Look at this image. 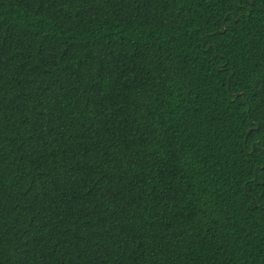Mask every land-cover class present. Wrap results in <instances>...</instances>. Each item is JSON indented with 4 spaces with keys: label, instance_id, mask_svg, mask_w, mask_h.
<instances>
[{
    "label": "trees",
    "instance_id": "1",
    "mask_svg": "<svg viewBox=\"0 0 264 264\" xmlns=\"http://www.w3.org/2000/svg\"><path fill=\"white\" fill-rule=\"evenodd\" d=\"M239 5L0 0L4 264H43L38 250L51 264H264V155L241 143L243 97L261 99L264 0ZM89 225L103 243L77 235ZM24 233L37 245L18 257Z\"/></svg>",
    "mask_w": 264,
    "mask_h": 264
},
{
    "label": "snow or ice",
    "instance_id": "2",
    "mask_svg": "<svg viewBox=\"0 0 264 264\" xmlns=\"http://www.w3.org/2000/svg\"><path fill=\"white\" fill-rule=\"evenodd\" d=\"M247 2H251L254 4L255 0H247ZM236 7H240L239 5V0H236ZM233 15H235V8H233ZM225 19H227V17H225ZM227 30L226 26H222L220 31L221 33L225 32ZM71 51V50H69ZM262 64H264V60L261 61ZM232 76H235V73H231ZM229 87H231V84H229ZM254 92H256V95L259 96L260 99V103L258 108L254 107L253 101H250L248 96L245 95L243 97V101L246 103V107L244 108V112L247 114V117L249 120H252L254 123L252 125L249 126L248 129H246L245 131L247 132V137H245L241 143L244 146V151L248 154L251 155H255L256 153H260L262 155H264V75H262L259 78V87L258 88H253L252 89ZM246 90L245 88H240V92L244 93ZM237 99H239V97H237ZM29 103H31V101H29ZM45 103V98L42 96L40 99V104L41 107L44 106ZM257 111H259V116H257ZM3 129V123L2 121H0V132H2ZM39 131V130H37ZM249 137H251L252 139L249 140ZM256 137H259V139H256ZM82 156L84 157L83 163L85 164V166L91 170L92 168V164L89 163V161H91L92 163L96 162V158L94 156L93 153L91 152H85L82 153ZM70 159V158H69ZM110 162V161H109ZM159 163V161H157ZM77 163H81L80 161H77ZM262 172H264V168L261 169ZM48 179H53L51 177H49ZM56 181L59 180V177L54 178ZM131 188V185H128L124 191H128ZM105 189L104 188H100V192H104ZM2 195V194H0ZM97 195H99V193H97ZM135 198L134 199H129L128 201H126V204L123 206L124 208H135L136 207V200L137 199H144V195L143 194H134ZM82 198V197H81ZM71 199L75 200L76 197H72ZM103 199L101 198L100 201H98L97 203H103ZM90 203H92L91 200H89ZM260 203H264V200L261 201H257V204ZM96 205L93 204V207H95ZM105 207H107L106 204H104ZM150 206V205H149ZM86 213L90 214L91 213V209H89L87 207V205L84 206ZM70 208V206H69ZM256 208H253V211H255ZM71 211H75V209H71ZM114 211V210H113ZM124 212H121V215H124ZM65 222L68 223L69 225L72 224L73 222V218L71 216H65L64 217ZM129 223H135L137 222V217H130L128 220ZM79 223V221H78ZM109 223H111V221H109ZM117 225L119 224V221L116 222ZM102 232H104V236L107 238L108 243L105 244L104 249H102L101 251L103 252H108L109 248L112 245H115L117 248L120 247V245L116 244L117 240H123V237L120 235V228L114 226L112 229H109L108 231H104V229H101ZM5 232H6V228L4 226L3 223V219L2 217H0V264H4V258H5V253L7 250V245H8V240L6 239L5 236ZM77 235L78 236H86L87 239L92 243V244H97V241L100 240L101 243H103V239L98 237L96 235V229L93 225H89V232L88 233H84L82 229H78L77 230ZM131 239L135 242V246L136 247H140V248H146L147 245L144 243L143 239H137L136 235L133 234L131 236ZM21 243L23 245V247H21L20 252L18 254L19 256H24L25 255V249H35L36 245H37V240L35 239L34 236L28 234V233H24L21 237H20ZM81 247H84L83 245H80ZM123 250H126L123 249ZM36 256L42 260L43 264H51L50 262V258L48 256V253L43 251V250H38L35 252ZM99 254V253H98ZM109 255H112L111 252H108ZM91 254L85 249L83 256L84 257H88ZM87 264H91V261H88Z\"/></svg>",
    "mask_w": 264,
    "mask_h": 264
}]
</instances>
